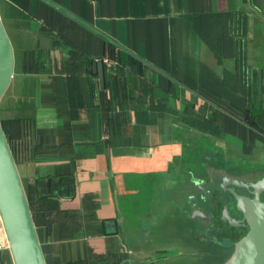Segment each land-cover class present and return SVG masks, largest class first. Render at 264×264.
Returning a JSON list of instances; mask_svg holds the SVG:
<instances>
[{
    "label": "crops",
    "instance_id": "1",
    "mask_svg": "<svg viewBox=\"0 0 264 264\" xmlns=\"http://www.w3.org/2000/svg\"><path fill=\"white\" fill-rule=\"evenodd\" d=\"M0 18V123L45 264H198L238 239L221 203L264 177V0H0Z\"/></svg>",
    "mask_w": 264,
    "mask_h": 264
},
{
    "label": "water",
    "instance_id": "2",
    "mask_svg": "<svg viewBox=\"0 0 264 264\" xmlns=\"http://www.w3.org/2000/svg\"><path fill=\"white\" fill-rule=\"evenodd\" d=\"M102 78V62L93 64ZM14 68L13 47L0 18V99ZM243 187L247 195L236 188ZM234 209L230 214L228 196L222 199L220 220L231 227H245V233L227 247L230 254L220 264H264V177L244 182L235 179L228 189ZM0 215L15 264H45L29 204L20 181L7 138L0 123Z\"/></svg>",
    "mask_w": 264,
    "mask_h": 264
},
{
    "label": "rangeland",
    "instance_id": "3",
    "mask_svg": "<svg viewBox=\"0 0 264 264\" xmlns=\"http://www.w3.org/2000/svg\"><path fill=\"white\" fill-rule=\"evenodd\" d=\"M251 176H254L253 179L257 178L256 175H251ZM237 189L243 190L242 188H237ZM235 239H236V237H235ZM229 244H230V242L225 240L222 247L217 248V249L215 247H212L211 251H209V252H208V248H205V252H208V254H202V256L200 255L198 258V264H218V263H221L230 254V250H226V251L223 250V248H225L224 245L228 246ZM204 258H206V259H204Z\"/></svg>",
    "mask_w": 264,
    "mask_h": 264
},
{
    "label": "flooded vegetation",
    "instance_id": "4",
    "mask_svg": "<svg viewBox=\"0 0 264 264\" xmlns=\"http://www.w3.org/2000/svg\"><path fill=\"white\" fill-rule=\"evenodd\" d=\"M238 188H242L243 190H239V189H237L236 188V191L237 192H241V191H243L242 192V194H245V195H247L248 193H247V190L245 189V188H243V187H238ZM227 193H229V192H227ZM264 192L263 193H261V200H264ZM226 196H228V205H229V207L232 205L233 207H232V209H233V212H232V214H231V211H232V209H230V214L232 215V216H234V217H237V218H239V217H241V214L240 213H238L235 209H234V201H233V199H232V196H231V194L229 193V194H227ZM238 213V214H235V213ZM224 223H226V222H224ZM227 224V223H226ZM228 225V224H227ZM231 227V226H230ZM233 228H236V229H240L241 230V233L243 234L244 232H245V230H246V228L245 227H233ZM241 234V235H242ZM240 235V236H241ZM239 236V237H240ZM238 237V238H239ZM219 245H220V247H222V245H223V243H219ZM225 246V248H223V250H230L226 245H224Z\"/></svg>",
    "mask_w": 264,
    "mask_h": 264
},
{
    "label": "trees",
    "instance_id": "5",
    "mask_svg": "<svg viewBox=\"0 0 264 264\" xmlns=\"http://www.w3.org/2000/svg\"><path fill=\"white\" fill-rule=\"evenodd\" d=\"M7 140H8V144H9L10 150H11V152H12L11 141H9V139H7ZM12 155H13V153H12ZM245 231H246V230H245ZM244 233H245V232H244ZM244 233H243V234H244ZM243 234H242V235H243ZM242 235H241V236H242Z\"/></svg>",
    "mask_w": 264,
    "mask_h": 264
}]
</instances>
